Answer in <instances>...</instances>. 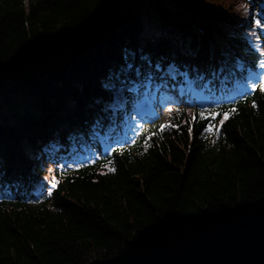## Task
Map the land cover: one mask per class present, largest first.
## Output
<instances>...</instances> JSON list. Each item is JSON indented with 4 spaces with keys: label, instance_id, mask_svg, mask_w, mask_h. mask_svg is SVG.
I'll list each match as a JSON object with an SVG mask.
<instances>
[{
    "label": "trees",
    "instance_id": "1",
    "mask_svg": "<svg viewBox=\"0 0 264 264\" xmlns=\"http://www.w3.org/2000/svg\"><path fill=\"white\" fill-rule=\"evenodd\" d=\"M149 1L171 31L119 0H0V264H87L264 206L258 0ZM143 96L160 116L125 130Z\"/></svg>",
    "mask_w": 264,
    "mask_h": 264
},
{
    "label": "water",
    "instance_id": "2",
    "mask_svg": "<svg viewBox=\"0 0 264 264\" xmlns=\"http://www.w3.org/2000/svg\"><path fill=\"white\" fill-rule=\"evenodd\" d=\"M87 264H264V206L201 222L174 238H151Z\"/></svg>",
    "mask_w": 264,
    "mask_h": 264
},
{
    "label": "rangeland",
    "instance_id": "3",
    "mask_svg": "<svg viewBox=\"0 0 264 264\" xmlns=\"http://www.w3.org/2000/svg\"><path fill=\"white\" fill-rule=\"evenodd\" d=\"M204 1L207 2V0H204ZM224 1L226 0H223V1L222 0H211L210 3H212L211 4L212 9L217 8ZM226 2H228V0ZM229 2L231 4V0H229ZM237 8H238V11L236 13L237 17L239 18L240 21L244 22L245 18L244 17L241 18V12L243 11V5H238ZM126 10H134L140 15L144 23V26H145V35L147 36H157L162 32H167L168 30L171 31L170 30L171 28L164 27L161 16L158 13L156 5L150 2L149 0H119L117 12H123ZM246 11L248 12V10ZM254 15L256 16V20H259L260 23L264 22V0H258V10L256 14ZM192 86L193 85H189V88L191 89V91L192 92L194 91L197 95L202 97L204 101L208 102L212 100L213 96L207 92L208 91L207 87L203 90H197V89L195 90V88H192ZM179 93L180 92H178V94ZM182 93L180 94L181 96H182ZM166 100H169V99L166 98ZM134 110H135V116L130 122L131 126L130 127L125 126L124 127L125 130L132 129L134 131V130L139 129L140 125L138 123V119H141V120L144 119L147 114L152 115L157 118L160 116V114L156 113V110L154 109L153 104L149 102L148 98L145 96L140 97L138 99L134 107ZM148 111H150V113H147Z\"/></svg>",
    "mask_w": 264,
    "mask_h": 264
},
{
    "label": "snow or ice",
    "instance_id": "4",
    "mask_svg": "<svg viewBox=\"0 0 264 264\" xmlns=\"http://www.w3.org/2000/svg\"><path fill=\"white\" fill-rule=\"evenodd\" d=\"M256 24H257V25H260V21H259V20H256ZM260 26L264 27V25H260ZM262 66H264V65H262ZM252 87L255 88L256 85L254 84V85H252ZM258 87H259V89H260L261 91H264V83H259ZM254 106H255V105H254ZM206 111H207V110H201V112H200V114H199L201 119H207V118H208V117L205 116V112H206ZM229 111H230V112H235V108H231V109H229L228 111H225V112L223 113V115H224L225 118L228 117ZM217 114H218V113L212 112V113H210L209 115H210L211 119H215V116H216ZM193 119H195V117H193ZM223 122H224L223 120L220 121L221 124H223ZM168 127H174V125H161V131H163L165 128H168ZM212 129H213V125H212L211 123H209L208 126H207V128H206V131H212ZM150 138H151V137H149V139H150ZM108 163L111 164V160H109ZM106 166H107V165H106ZM109 171H115V169H114V168H109ZM52 186L55 187V183H53Z\"/></svg>",
    "mask_w": 264,
    "mask_h": 264
}]
</instances>
